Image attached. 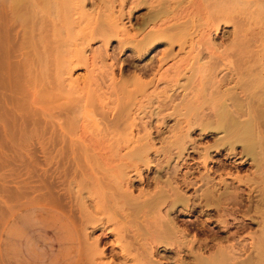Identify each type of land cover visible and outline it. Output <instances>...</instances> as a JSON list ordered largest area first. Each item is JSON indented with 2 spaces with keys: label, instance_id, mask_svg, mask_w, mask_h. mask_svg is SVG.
<instances>
[{
  "label": "rangeland",
  "instance_id": "374dc122",
  "mask_svg": "<svg viewBox=\"0 0 264 264\" xmlns=\"http://www.w3.org/2000/svg\"><path fill=\"white\" fill-rule=\"evenodd\" d=\"M21 1L22 0H0V264H56L52 261V256L59 248L56 239L58 236L62 235L63 232L61 231V229H56L57 226H54L55 224H53L52 222L53 217L50 210H53L54 208H57L60 212L67 214L76 224L80 232L81 255L79 264H136V260L132 259V255L123 248H125V244H135V239L136 244L141 243L140 241L144 239V236L140 235L142 233V227L138 223L129 224L130 227L132 226L131 232H129V225L127 226V223L123 220V217L120 215V213L116 212V208L109 209L108 207L106 208L105 205H102V201L104 200L102 199L101 201V196L103 195V192H105L103 183L106 185H108V182L111 183V178L114 180L112 174H114L115 172L117 173V170H119L118 174H114V176H119V174L124 171L123 169H125V171L128 172L127 174H130L131 177H137V173H134L137 171L142 172L140 175H142L143 177L146 176V173L147 175L149 174V179H151L150 177L153 178L155 175L157 176V174L154 172L155 168L153 169V171H149V167L154 164L153 162L150 163L149 167H147L145 162L143 164L138 163L141 159L139 160L137 159V157L133 158L134 162L138 161L136 163L137 165L132 161V163L136 165L134 169V166L132 167L129 162L130 158L132 159V157L129 156V159L128 157H126V159L125 157H123L125 155L127 156V153L129 152V150L125 148L126 146L123 145V143L126 142L125 144H127V141H129V139L133 140L134 142L135 140L138 141V138L140 136L141 137L139 139H146L148 136L147 132L149 131L148 133H150L151 131L152 135L150 136L152 137L150 140H152L153 149H149L148 153L149 155L150 153L152 155V153L154 154V151L159 150L157 153L155 152V155L162 156V152L168 149V139L171 138L173 140L175 136L174 134L177 131L176 123L178 122L175 120H177V118H180L177 104L179 105V108L182 107L180 105L183 104V101H185L186 99L188 100V98L190 100V96H193L195 92L198 93V95L200 92L201 95L202 90L205 89L204 91L206 93L203 92V99L206 98L208 100L205 102V105L204 103L203 105L209 107L213 106L214 104L216 105L217 103H214L215 101L211 102V98H213L214 100V98L221 96V94L225 93V91L231 89L232 92L234 91L235 97L237 99H239L240 97L245 98L244 93H242V91H239V89L242 87L241 85L245 87V93H248V91L246 90L251 91L252 88V94H259L258 92L261 89L260 86L262 85L264 87V0H207V4L206 0H203L204 3L202 0H178V2H175L176 0H163L164 3L165 1H167V3L170 2L169 6L167 3H165V5L167 4L165 6L167 7L165 8L166 10L164 9L166 11V14H162L165 11L161 10L158 7L159 2H157V0H138V2L137 0H101V2L100 0H84L83 7L80 8V10L83 11L82 13L79 11V7H76L75 5L74 7L71 6L70 1L68 3L69 6H66V3L68 2L67 1L65 3L66 0H56L58 6L55 5V0H51V3H49L48 5L45 4L47 1L50 2V0H40V2L42 3H40L38 0H23L24 2L29 1L30 4L29 2L25 4L23 1ZM37 2H39V4H37ZM160 2L162 3V0ZM34 3L39 6L41 4V7H43L44 9L46 8V12L40 9L43 12H41V14L45 16V18L43 17L41 19L40 24L42 28L40 29V32L38 26L39 16H37L36 14L37 9H34L35 12L32 11V5L33 7L36 6L34 5ZM155 3L157 4L155 5ZM21 4L23 6H21ZM50 4H53L52 7L49 6ZM233 4L235 5L234 8ZM54 5L59 7V10ZM154 5L155 9L161 10L159 12H161L160 15H162L157 19L159 22H156V24L161 23L160 21L165 22L166 19L167 21L172 22L173 16L174 18H176L177 16H183L184 18L185 16L183 21L189 22L188 25L185 22V25H187L185 26V28L188 27V29H185L183 25V28L187 33H185L182 28L181 35L185 39L187 37L188 38L187 40L182 37L181 39L180 36L178 38L180 29L177 28V32L179 31V34L175 30V35H177L178 39L176 40L175 38L173 40L174 43L172 44V47L169 43V40H171V38L165 37L164 39V37H158L159 40L158 38H156L151 41L154 43H150V45L149 43H147L149 46L147 50L143 49L139 52L138 50L133 48L136 46L135 42L142 40L146 32L148 33V31L150 32V30L154 29L153 22L156 20L148 22L152 13L156 11L154 9L151 10L150 8V6ZM25 6L26 8L23 9ZM241 9L244 11H242ZM27 10L29 13L27 12ZM77 10L79 12H77ZM113 11L114 13H112ZM44 12L47 15H45ZM53 12L58 13L59 15H55V13ZM67 13L69 14V17L66 15ZM149 13H151L150 16ZM38 14L40 13L38 12ZM64 14L67 18L63 17ZM79 15L80 17L82 16L81 19L79 18ZM59 16L63 18L61 19ZM87 18L89 20H87ZM169 18H171V20H168ZM75 19H77V22ZM78 19H80V21ZM78 21L82 23V27L85 25L84 28H87L85 31L81 28L80 25H77V27H75V23L79 24ZM146 21L148 22V25L144 26ZM193 21L195 22L193 23ZM73 22V31L76 30L75 28L79 27L78 29L81 28L82 31H84L83 33H85L86 35L84 37V42L82 41L83 36L81 37V39L79 38L82 41L81 42L79 40L81 44L77 43V35L76 40L71 35H69L72 31L69 25ZM35 23H37L38 25H35ZM167 23L170 22H166V24ZM57 24L60 27L57 26ZM86 25L88 27H86ZM53 26L55 28H53ZM58 27L61 29L62 34L59 39L60 43L58 41L59 45L57 43L58 47H56V42L54 41H57V38L54 36L56 34L53 35V33ZM35 28L39 33L37 32V30L35 34L33 33L35 32ZM204 29H206V31H204ZM52 30L53 32H51ZM41 31L43 32V34H41ZM77 31L78 30H76V32ZM126 32L130 34L129 37L127 36L128 34ZM36 34L39 35L36 36ZM71 34H73V32ZM204 34H207V37H205ZM40 38L43 42L45 41L46 43L51 45L52 48L50 47V49L53 50V48H57L59 51L63 50L62 52L64 53V61H67L66 64H68L67 66L65 63L63 64L65 70H62L64 71L61 70L58 74L55 72V70L50 69V71L46 73V75L40 77L42 74L40 73V71H37V69L40 70V67H37V65H39L37 64V49L38 47H40V50L42 51L43 48L41 45L45 44V47L47 46L45 42L43 44H40ZM73 39L75 41V44L72 45ZM129 39L134 41V43L132 42L131 44L129 42L128 44H125L127 43V41H130ZM205 39H207L208 41ZM206 43L209 44V46H207ZM68 44L70 48L68 47ZM211 44L213 45V47L211 46ZM191 45L194 47L192 48L194 50H191ZM67 48H69L68 51L72 49V54H69L70 52L68 53ZM75 49L76 51H78L76 52ZM167 54L168 57L165 56ZM160 59H163V61L161 60L162 62H160ZM68 60H71L70 63L72 62L73 64H70ZM74 64L76 65L74 66ZM152 64L153 67L156 68H152L151 70L149 67L152 66ZM153 71H155L156 73ZM241 71L242 75L241 73H237ZM176 72H180L178 73L179 77L178 75H176ZM248 72H251V74ZM148 73L151 74L149 75ZM234 73L236 74V76ZM228 74L230 77L228 76ZM38 76L41 78V81H39L40 78ZM225 76L227 78L229 77L228 79L226 78V81ZM43 77L45 78L42 80ZM59 77L62 79H60ZM159 78L161 81L159 80ZM234 78L239 82L237 83V85L241 83L239 89L238 87H235L236 81H234ZM260 78H263V80H261ZM141 79L142 81H140ZM218 79H222L220 80L222 82V86L221 83L219 84ZM223 79L225 82L223 81ZM229 79L234 80H230V82ZM243 80L246 81L243 82ZM55 81L59 88H57V86H54L56 85ZM133 81H137L138 84L135 83V85H133ZM257 81H259L258 84L256 83ZM253 82L256 83V86L260 85V88L256 87ZM244 83H248V86H250L251 88L247 87V85L245 86ZM217 84H219V86ZM223 84L228 85L224 86ZM230 84L232 88L226 90L225 88L231 87ZM56 88L60 89L56 90L58 93L60 91H63L60 93L64 94L67 97L66 103L67 106H69L70 111L68 110L69 108L67 109L69 112L63 111L66 114L64 113V115H60L61 117L59 118H62L60 119L61 121L59 120V118L54 120H58L57 123L66 126L65 128H69L71 131L65 129L66 131L70 132H67L69 133L67 134V137L70 136L68 139H74L73 142L77 143L75 144L76 152L74 151L73 153H71L69 151V155L67 154L68 159L66 157V159L64 160L65 165L62 164L64 167L62 166V169L59 168L57 170L54 169L52 163H49L50 161H53L50 156L48 157L43 153L38 154V152H36L38 154L37 155L34 150H32V147L34 145H40L41 142V144H46L47 141H51V138H49V136H51L50 132L44 131L45 133L43 132L42 135L45 134V137H43L41 133L39 134V131H42L44 124L42 123L43 126L41 125L37 128L39 124L37 123V125L34 120L37 118L42 119L43 117H45V113H48V111L50 113L51 108L49 105L51 104L52 100L50 99L49 103L48 98H51L52 95L50 94L56 95L55 93L57 92H55V90L53 91V89ZM223 89H225L224 92L222 91ZM256 89H259L258 92L256 91ZM220 90L221 93H219ZM237 91H239V95L237 94ZM263 91L264 90L262 89V94L260 93L259 95L264 96ZM47 93H50V97ZM210 93L212 94V96L210 95ZM215 93H219V95L216 96ZM205 94L207 97L205 96ZM207 94H209V98L211 100L208 98ZM44 95L48 100L45 99ZM169 96H171V99L169 98ZM63 99H65L66 101V98ZM76 99L78 100L76 101ZM194 99L192 100V104L195 103ZM187 100L185 101V103L187 102ZM198 100H196V102H199L198 105H201V99L199 101ZM243 100L244 102L242 101V99H239L237 103H245V99ZM65 101L63 104H65ZM230 102L232 103V101ZM211 103L214 104L212 105ZM69 104L71 105V107ZM78 104L80 106L82 104L84 108L87 107V111L90 112L89 116H94L93 118L96 120V125L98 124V127L101 125L98 128L99 131L97 132V134H95L96 132H94L91 127H84L85 123L82 120V115L76 111L78 107H80L77 106ZM166 104L167 106L169 105V107H167ZM245 104L248 105V103ZM175 106H177V108ZM47 108H49L48 111ZM98 112L100 114L102 113V116ZM105 112L107 113L106 115ZM106 118H108L107 121ZM112 118L114 119V122L112 121ZM109 120H111V122H108ZM115 121H117L118 124L116 123L114 125ZM109 123L112 124L110 126L105 125ZM102 126L104 127L103 129H101ZM105 126L109 129V131H107L108 129ZM153 126H159L161 130L163 129L160 133V136H158L159 134L153 133ZM45 127L46 126H44V128ZM109 127L112 128L111 132L113 130L114 136L108 134L110 132ZM81 128L83 129L81 130ZM263 128L264 127L262 126L261 129L264 130ZM46 129L48 128H45L44 130ZM104 129H106L107 132ZM216 135L215 137L212 136L202 138L200 137L199 130L197 129L195 130V132L191 133L190 139L193 138L195 142L198 143V146L202 147L206 145H212L214 141L217 140V137H221L222 134L220 135L219 133L220 136H218L217 133ZM150 136L148 137L150 138ZM67 137L65 140H67ZM111 137L115 138L110 139ZM122 140L124 141L123 143ZM131 140L129 141V143L131 142ZM68 141L65 142H68L70 144L71 140ZM114 141L115 143L119 142L117 143L119 146L117 145L115 147L116 144L114 143ZM112 144L114 147L112 146ZM121 145L125 147L123 148V146ZM120 146L121 148H118ZM129 146H131V144H129ZM133 146H135L134 143L132 147ZM102 148L104 150H102ZM164 148L167 149L164 150ZM237 149H240V147H238ZM171 150L176 152L174 149ZM188 150L190 151L191 148H189ZM215 151V149H212L211 152L214 154ZM151 155L150 157H152ZM223 155H225L224 152ZM161 156H159V158L163 157ZM261 157H263L262 160L264 161V154H261ZM194 158V160L197 159L196 157ZM243 159H247V161H245V163L243 164L244 166L240 167L239 171H237L242 179V184L240 183V187L243 186V190L245 189L242 196V201L246 202H241L245 205L248 203L247 198L250 197V199H252L253 197L252 200L249 199L248 201H256L254 203H251H253L255 208L257 209H252L254 208V206L251 205L250 212L248 211L247 213H245L243 211L244 207L240 210V212H236V207L238 208V206L236 203H234V201L236 202V200L234 199L235 197L233 198V196V202L229 204V202H231L229 200V202H226L228 203V205L225 204L224 206L229 207V205H232L230 206V209L232 210L231 207L235 205L233 207L234 210H232L234 211V215L230 216L231 222L235 223L236 221H238L237 219H246L249 215L254 217L253 220L256 224L252 225L250 228L248 227L239 232H236L234 235H232V233H230V235L224 234V237L223 234H220V236L218 235V233L216 234V232H214L217 229L215 223L216 216L214 217V215H204L202 217L203 219L205 217V220H207L205 221L206 227L202 228V233L201 230L198 229L200 227V218L197 219V216L195 215H192L190 217L187 216V214L180 217V219H184L185 221H187V223L191 222L192 226H194L196 223L195 229L193 227V232L191 230V235L194 234L195 236L197 235V238L199 239L206 238L208 241L211 240L213 243L215 242V247L203 252L205 258L214 255L217 252L216 250L218 246L222 245L224 251L229 253L230 257H232L231 259H227L226 264H243V262L244 264H256V262L258 261L257 257L263 252L264 249V165L260 167L261 170L258 169L256 172V168L252 166L251 163H249L251 159L246 156L243 157ZM238 160H240V158ZM263 161L262 163H264ZM174 162L175 161H173V163ZM173 163H170V167L176 166L172 165ZM126 164H129L130 166ZM162 165L166 164L163 163ZM81 172L83 174H81ZM232 172H234L233 174H237L234 170ZM258 173L259 175H257ZM255 175H257L258 178ZM96 177L98 178L97 181ZM136 177L134 178L136 179ZM92 178L95 179L93 180ZM134 178H132L133 181L135 180ZM217 178L218 175L216 179ZM108 179H110V181ZM137 179L139 178L137 177ZM99 180H101L102 182H99ZM87 183L89 188L87 186ZM100 184H102L101 186L104 187H102L103 190L101 189V186L99 187L102 191H100V189L98 188ZM84 186H86V188ZM249 186L251 187L249 188ZM141 188L147 190L149 187L145 188L144 184L136 183L132 187V189L134 190V194L137 195ZM150 188L147 191H151L152 189L150 190ZM248 189L250 191H248ZM230 190L231 192L233 191V189ZM98 191H100V193L102 192L100 197L98 196ZM243 197L245 198L243 199ZM238 200H241V198ZM105 204L109 205V203ZM25 205H35L33 206L35 209L38 205L44 206L45 208H38L34 211L23 210V212L20 213V216L14 218V215L18 213ZM247 205H245V208ZM211 216L212 218H210ZM234 216L236 217V219ZM231 217L234 218L232 219ZM120 222L122 225H120ZM123 223L125 224L123 225ZM133 225L137 226L135 227ZM119 226H123V229L127 228L126 232H124L125 229H118L119 234L124 232L121 234L124 238H122L121 235L118 236L117 232L115 233L116 228H118ZM127 231L129 232V234H134L133 236L135 238L132 235L129 236L127 234ZM131 236L133 238H131ZM125 237H127V239ZM129 237L131 239H129ZM118 238H121V243L119 242ZM122 239L123 241L129 239V242L126 241L127 243L124 242L123 245H121L123 242ZM52 242H54V245H52ZM254 242H258V244H256L258 246L257 248L263 247L261 251L260 249L254 247ZM251 243L254 244L252 245ZM62 251L63 248L61 247L59 252L62 253ZM138 251L141 253L139 254L138 252V254L140 255H138L140 257L138 259H143L142 261L138 260L140 261L138 263L143 262L145 264V260L142 257V252L144 253V255L145 252L142 250ZM232 251L234 252V254H232ZM168 260L169 263L173 264V260ZM162 261H164V263L166 262L165 260ZM187 261L190 262V260L188 259ZM257 263L261 264L259 262Z\"/></svg>",
  "mask_w": 264,
  "mask_h": 264
},
{
  "label": "bare ground",
  "instance_id": "6f19581e",
  "mask_svg": "<svg viewBox=\"0 0 264 264\" xmlns=\"http://www.w3.org/2000/svg\"><path fill=\"white\" fill-rule=\"evenodd\" d=\"M23 1V0H22ZM21 1V2H22ZM30 1V0H29ZM27 1V2H29ZM37 1V0H36ZM40 2V0H38ZM42 1H45V0H42ZM68 1V2H67ZM70 1V5L74 7V5L76 7H79V11L82 13L83 11L80 10V8L83 7V2L84 0H66L65 3H66V6L68 5ZM72 1V2H71ZM107 1V0H106ZM130 1V0H129ZM161 1V0H160ZM157 0L158 3V7L161 9V10H164L165 7L167 4L169 6L170 2L167 3V1H165V3H167L165 5L164 1L162 0V3ZM170 1V0H169ZM203 1V0H202ZM207 1V0H206ZM209 1V0H208ZM208 1L206 2V4L208 3ZM24 2V1H23ZM27 2H24L25 4H27ZM39 2H37V4H39ZM48 2V1H47ZM45 5H48L49 3H51V0L50 2H48ZM58 2V1H57ZM64 2V1H63ZM101 2V0H100ZM138 2V0H137ZM152 2V1H151ZM175 2H178V0H176ZM238 2V1H237ZM251 2V1H250ZM42 3V2H40ZM54 3V2H53ZM112 3V2H111ZM131 3V2H130ZM153 3V2H152ZM202 3V2H201ZM204 3V1H203ZM232 3V2H231ZM243 3V2H242ZM252 3V2H251ZM23 4V3H22ZM21 4V6H23ZM30 4V2H29ZM36 3H34V6L32 5V8H33V12H35V10L37 11L36 14L37 16H39L38 18V24L35 23V25H38L39 26V32H40V29L42 28L41 27V19L45 16H43L41 14V10H44L45 9L43 7H41V4L40 6L37 5ZM108 4V3H107ZM122 4V3H121ZM136 4V3H135ZM140 4V3H139ZM157 3H155L156 5ZM180 4V3H179ZM193 4V3H192ZM191 4V5H192ZM235 4V3H234ZM233 4V8H234V5ZM241 4V3H240ZM246 4V3H245ZM53 5V4H52ZM52 5L50 4L49 6L52 7ZM55 5L58 6V4L56 3V0H55ZM54 5V6H55ZM153 5V4H151ZM155 5L154 6H150L151 10H156L152 13V15L150 16L151 13H149V21L148 22H153L154 24V29L153 30H150V32L148 31V33L146 32V34L144 35V38L140 41H137L135 42L136 46L133 47L135 48L136 50H138L139 52L143 49L147 50V48H149L148 44L150 45V43H154V42H151L153 39H156V38H160V37H167V38H171V40H169L170 42V46L172 47V44L174 43V39L176 38V40L179 38L182 37L184 38L181 34H182V30L187 33L185 31V29L188 27L185 28V26L188 25L189 22L187 21H183L184 18L183 16L180 17V16H177L176 18H174L173 16V21H160L161 23H157L156 22H159L157 19L162 16L160 15L161 10H157L155 9ZM163 5V6H161ZM199 5V4H198ZM226 5V4H225ZM242 5V4H241ZM20 6V4H19ZM55 6V7H57ZM69 6V5H68ZM132 6V5H131ZM156 6V8H157ZM161 6V7H160ZM204 6V4H203ZM41 7V8H40ZM124 7V5H123ZM136 7V6H135ZM154 7V8H153ZM163 7V8H162ZM231 7H232V4H231ZM26 6L23 8L25 9ZM43 8V9H42ZM107 8V7H106ZM127 8V7H126ZM134 8V7H133ZM237 8V7H236ZM20 9V8H19ZM35 9V10H34ZM41 9V10H40ZM54 9V8H53ZM57 9L59 10V7H57ZM123 9V8H121ZM21 10V9H20ZM40 10V11H39ZM110 10V9H109ZM166 10V9H165ZM164 10V11H165ZM168 10V9H167ZM238 10V9H237ZM242 10V9H241ZM31 11V12H32ZM56 11V10H55ZM76 11V10H75ZM77 10V12H79ZM106 11V9H105ZM163 11V12H164ZM176 11V10H175ZM230 11V10H229ZM240 11V10H239ZM244 11V10H242ZM241 11V12H242ZM246 11V10H245ZM28 12V10H27ZM38 12L41 14H38ZM46 12V11H45ZM44 12L45 15H47L46 13ZM152 12V11H151ZM169 12V11H168ZM167 12V13H168ZM240 12V13H241ZM29 13V12H28ZM43 13V12H42ZM55 13V12H53ZM60 13V11H59ZM80 13V14H81ZM114 13V11L112 12ZM182 13V12H180ZM246 13V12H244ZM243 13V14H244ZM35 14V13H34ZM33 14V15H34ZM120 14V13H119ZM154 14V15H153ZM162 14H166V11ZM176 14V13H175ZM184 14V13H183ZM55 15H59L58 13H55ZM63 15V14H61ZM67 16L69 15L68 13L66 14ZM245 15V14H244ZM36 16V17H37ZM41 16V17H40ZM115 16V15H114ZM148 16V15H147ZM148 16V17H149ZM60 17V16H59ZM65 17V14L64 16ZM62 17V18H63ZM69 17V16H68ZM121 17V16H120ZM61 18V17H60ZM61 18V19H62ZM67 18V17H65ZM79 18L81 19L82 16L80 17L79 15ZM109 18V17H108ZM117 18V17H116ZM162 18V17H161ZM183 18V19H182ZM195 18V17H194ZM28 19V18H27ZM57 19V18H55ZM80 19H78L80 21ZM96 19V18H95ZM145 19V18H144ZM197 19V18H196ZM37 20V19H36ZM49 20V19H48ZM76 22H77V19H75ZM84 20V19H83ZM87 20H89L87 18ZM111 20V19H110ZM148 20V19H147ZM161 20V19H160ZM168 20H171V18H169ZM189 20V19H188ZM194 20V19H193ZM71 21V20H70ZM78 21L79 24H76L75 23V27H77V25L81 26L82 29H84V31L87 29V28H84V26L82 27V23H80ZM86 21V20H85ZM95 21V20H94ZM115 21V20H114ZM113 21V22H114ZM27 22V21H26ZM35 22V21H34ZM111 22V21H110ZM147 22V21H146ZM145 22V25H148V22L146 24ZM166 22H170V23H167ZM185 22L187 23V25H185ZM195 21H193L194 23ZM197 22V21H196ZM54 23V22H53ZM191 23V22H190ZM44 24V23H43ZM90 24V23H89ZM114 24V23H113ZM56 25V24H55ZM67 25V24H66ZM183 25H184V28H183ZM197 25V24H196ZM38 26H37V29H38ZM57 26H59L57 24ZM64 26V24H63ZM71 27V29L73 28L74 26V22L72 24L69 25ZM69 26H68V29H69ZM120 26V25H119ZM143 26V25H142ZM200 26V25H198ZM60 27V26H59ZM56 28L55 29V32L53 33L56 34L54 35L56 38H57V41H54L56 42V47H58L60 41V37H61V34H62V31L60 28ZM67 27V26H65ZM74 27V28H75ZM86 27H88L86 25ZM90 27V26H89ZM118 27V26H117ZM150 27V26H149ZM43 28H46V27H43ZM53 28H55L53 26ZM79 28V27H78ZM78 28H75L76 30H78L76 32L73 31L74 29H72L71 33L73 32V34H69L71 35L75 40L77 39V43L81 44V42L85 41L84 40V37L86 36L85 33H83L84 31H82V29H78ZM95 28V27H94ZM127 28V27H126ZM142 28V27H141ZM173 28H176V29H173ZM180 29V34H179V31L177 32L178 29ZM183 28V29H182ZM35 28V32H33L34 34L36 33V30ZM65 29V28H64ZM89 29V28H88ZM108 29V28H107ZM156 29V30H155ZM182 29V30H181ZM193 29V28H191ZM92 30H93V27H92ZM142 30V29H141ZM179 34L178 35V38H177V35L176 32ZM59 31V32H58ZM125 31H128V30H125ZM174 31V32H173ZM188 31V30H187ZM204 31H206V29H204ZM203 31V33H204ZM38 32V30H37ZM38 32V33H39ZM42 32V31H41ZM53 32V30L51 31ZM65 32V31H64ZM75 32V33H74ZM79 32V34H78ZM92 32V31H91ZM173 32V33H172ZM127 33V32H126ZM131 33V32H130ZM174 37H173V35ZM33 34V36H34ZM43 34V32L41 33ZM40 34V35H41ZM64 34V33H63ZM82 34V35H81ZM128 37H129V33H127ZM202 34V33H201ZM208 34V33H207ZM207 34H204L205 37H207L206 35ZM39 34H36V36H38ZM74 35V36H73ZM76 35H77V38H76ZM172 35V36H171ZM184 35V34H183ZM187 35V34H186ZM64 36V35H63ZM68 36V35H67ZM66 36V37H67ZM83 36L82 38V41L80 40L81 37ZM101 36V34H100ZM107 36V35H106ZM112 36V35H111ZM124 36V35H123ZM188 36V35H187ZM69 37V36H68ZM103 37V36H102ZM126 37V36H125ZM127 37V38H128ZM131 37V36H130ZM204 37V36H203ZM63 38V37H62ZM80 38V39H79ZM121 38V37H120ZM126 38V39H127ZM158 38V40H159ZM166 38V39H167ZM181 38V39H182ZM188 38V37H187ZM187 38L185 40H187ZM38 39V38H36ZM35 39V40H36ZM74 39L72 40V45L75 44V41ZM41 40V41H40ZM40 44H43L44 42L42 41V39L40 38ZM44 40V39H43ZM47 40V39H46ZM81 42H80V41ZM130 41H127V43L125 44H128L129 42L132 44V42L134 43V41H132L131 39H129ZM207 40V39H205ZM210 40V39H209ZM32 41V40H31ZM37 41V40H36ZM35 41V42H36ZM59 41V43H58ZM79 41V42H78ZM182 41V40H181ZM208 41V40H207ZM53 42V43H54ZM123 42V41H122ZM177 42V41H176ZM180 42V41H178ZM38 43V42H37ZM46 43V42H45ZM58 43V45H57ZM168 43V44H169ZM183 43V42H182ZM209 43V42H208ZM47 46L45 47V44L41 45L42 46V51L40 50V47H38V57H37V67L39 66L40 67V70L37 69V71L42 74H40L42 77L43 75H46V73H48L50 71V69L52 70H55L56 73H60V71L62 69L65 70V68L63 67L64 63L66 64L67 61H64V53L62 52L63 50H58L57 48H53L50 49L51 45H49L48 43H46ZM77 44V45H78ZM167 44V45H168ZM192 44V43H191ZM231 44V43H230ZM49 45V46H48ZM121 45V44H120ZM123 45V43H122ZM130 45V44H129ZM166 45V46H167ZM194 45V44H192ZM191 45V50H194L192 48H194L193 46ZM207 46H209V44L206 43ZM205 45V46H206ZM54 46V47H55ZM67 46V44H66ZM80 46V45H79ZM183 46V45H182ZM195 46V45H194ZM211 46L213 47V45L211 44ZM215 46V45H214ZM231 46V45H230ZM45 47V49H44ZM68 47H69V44H68ZM125 47V46H124ZM151 47V46H150ZM227 47V46H226ZM35 48V47H34ZM52 48V47H51ZM60 48V47H59ZM70 48V47H69ZM67 48V51L68 49ZM210 49V48H209ZM212 49V48H211ZM233 49V48H232ZM52 50V51H51ZM56 50V51H54ZM230 50V49H229ZM40 51V52H39ZM65 51V50H64ZM76 51V49H75ZM78 51V50H77ZM76 51V52H77ZM206 51V50H205ZM209 51V50H208ZM228 51V50H227ZM70 52V53H69ZM164 52V51H163ZM42 53V54H41ZM54 53V54H53ZM56 53V54H55ZM67 53V52H66ZM69 54H72V49H70L68 51ZM167 53V52H166ZM231 53V51H230ZM229 53V54H230ZM40 54V56H39ZM172 54V53H171ZM174 54V53H173ZM75 55V54H74ZM73 56V55H72ZM168 57V54L165 55ZM227 56V55H226ZM239 56V55H238ZM71 57V56H69ZM212 57V56H211ZM73 58V57H72ZM232 58V57H231ZM34 60V59H33ZM163 59H160L159 61L162 62ZM222 60V59H221ZM71 61V60H70ZM70 61L68 60V62L70 63ZM231 61V60H230ZM241 61V60H240ZM214 62V61H213ZM216 62V61H215ZM229 62V61H228ZM255 62V61H254ZM77 63V62H76ZM129 63V62H128ZM70 64H73L72 62ZM215 64V63H214ZM232 64V63H231ZM68 64H66L67 66ZM76 64H74L75 66ZM161 65V64H160ZM205 65V64H204ZM218 65V64H217ZM237 65V64H236ZM235 65V66H236ZM241 65V64H240ZM233 66V67H235ZM38 67V68H39ZM135 67V66H134ZM138 67V66H137ZM148 67V66H146ZM203 67V66H202ZM225 67V66H224ZM251 67V66H250ZM68 68V67H67ZM151 70L153 67V64L152 66L149 67ZM148 68V69H149ZM156 68V67H155ZM154 68V69H155ZM158 68V67H157ZM179 68V67H178ZM34 69V68H33ZM149 69V70H150ZM216 69V68H215ZM239 69V68H237ZM248 69V68H247ZM246 69V70H247ZM62 70V71H64ZM139 70V69H138ZM148 70V71H149ZM231 70V69H230ZM241 70V69H240ZM35 71V70H34ZM36 71V72H37ZM146 71V70H145ZM165 71V70H163ZM176 71V70H175ZM236 71V70H235ZM245 71V70H244ZM54 72V71H53ZM54 72V73H55ZM155 72V71H153ZM152 72V73H153ZM158 72V71H157ZM219 72V71H218ZM55 73V74H56ZM67 73V72H66ZM156 73V72H155ZM154 73V74H155ZM177 73V72H176ZM180 73V72H178ZM176 74L178 75L179 77V74ZM236 73V72H235ZM234 73V74H235ZM237 73H241L242 75V71L241 72H237ZM244 73V72H243ZM251 74V72H248ZM260 73V72H259ZM39 74V73H38ZM51 74V73H50ZM65 74V73H64ZM63 74V75H64ZM144 74V73H143ZM149 74V73H148ZM151 74V73H150ZM149 74V75H150ZM162 74V73H161ZM166 74V73H165ZM171 74V73H170ZM169 74V75H170ZM264 74V73H263ZM122 75V74H121ZM137 75V74H136ZM220 75V74H218ZM232 75V74H230ZM247 75V74H246ZM154 76V75H153ZM227 76V75H226ZM225 76V81L230 77L229 74H228V78ZM236 76V74H235ZM36 77V75H35ZM39 77V76H38ZM39 77V78H40ZM47 77V76H46ZM130 77V76H129ZM140 77V76H139ZM151 77V76H150ZM162 77V76H161ZM164 77V76H163ZM176 77V76H175ZM222 77V76H221ZM246 77V76H245ZM257 77V76H256ZM45 77L42 78V80L44 79ZM56 78V77H55ZM54 78V79H55ZM60 78V77H59ZM134 78V76H133ZM138 78V76H137ZM142 78V77H141ZM152 78V77H151ZM156 78V76H155ZM158 78V77H157ZM215 78V77H214ZM223 78V77H222ZM227 78V79H226ZM232 78V77H231ZM237 78V77H235ZM234 78V79H235ZM250 78H253V77H250ZM57 79V78H56ZM62 79V78H60ZM131 79V78H130ZM140 79V78H139ZM212 79V78H211ZM234 79H229L230 80H234ZM255 79V78H254ZM258 79V78H257ZM261 79V78H260ZM259 79V80H260ZM64 80V79H63ZM62 80V81H63ZM151 80V79H150ZM160 80V78H159ZM164 80V79H162ZM219 80V79H218ZM222 80V79H220ZM219 80V84L221 83V86H222V82ZM263 80V78L261 79ZM41 81V78L40 80ZM131 81V80H130ZM142 81V79L140 80ZM146 81V80H145ZM148 81V80H147ZM153 81V80H152ZM151 81V82H152ZM161 81V80H160ZM169 81V80H168ZM173 81V80H172ZM175 81V79H174ZM173 81V82H174ZM224 81V79H223ZM224 81V82H225ZM228 81V82H229ZM236 81L235 82V87H238V89L240 88V84L237 85V83H239L236 79L234 80ZM246 81V80H243V82ZM250 81V80H249ZM256 81V80H255ZM264 81V80H263ZM37 82V81H36ZM126 82V81H125ZM150 82V81H149ZM154 82V81H153ZM159 82V81H158ZM216 82V81H215ZM231 82V81H230ZM252 82V81H251ZM56 83V81H55ZM133 85H135L136 82H132ZM143 83V82H142ZM146 83V82H145ZM178 83V82H177ZM217 83V82H216ZM250 83V82H249ZM254 83V82H253ZM257 84L259 83V81L256 82ZM256 83L255 86H256ZM263 83V82H261ZM59 84V83H58ZM126 84V83H125ZM130 84V83H129ZM138 84V83H137ZM214 84V83H213ZM219 84H217L219 86ZM243 84V83H242ZM245 84V83H244ZM253 84V85H254ZM142 85V84H141ZM176 85V84H175ZM224 86L225 85H228V84H223ZM247 85V87H250L248 86V83L245 84V86ZM252 85V84H250ZM264 85V83H263ZM53 86V85H51ZM55 87L57 86V83L56 85H54ZM131 86V85H130ZM217 86V87H218ZM231 86V84H230ZM242 87L239 89V91H242V93H244V97L245 98H242V97H238L239 99H242V101L244 102L243 99H245V103H248L245 104L243 102H239L237 103V101L239 99H237L235 97V94H234V91L232 92L231 87H227L225 88L226 90L227 89H231V90H228V91H225V93L221 94V96H218L216 98H209V94L208 95V98L211 100V102H214L216 103V105L214 106L212 103V105L214 106H204L205 105V102L208 100V99H203L204 98V94L203 92H205L204 90H202V94L200 95V92H199V95L198 93L195 92V94L193 96H190V100L188 98L187 102L185 103V101H183V104H181L179 108V105L177 104L178 106V109H179V119L177 118V121L178 123H176L177 125V134L175 132V136H174V139L172 140L171 138L168 139L169 142H168V149L167 148H164L167 149L166 151L162 152L163 153V157L161 155L162 158H159V156L155 155L158 151H154V154L150 153V155L152 157H150L149 155V149H153V143H152V140L150 135L151 134V131L150 133H148V129H147V135L150 136V138L147 136V138H141L139 139L138 138V141L135 140V142L131 139H129V141L131 140V142L129 143V141H127V144L123 143L124 141L122 140V143L123 145V148L125 147L126 149L129 150L128 153H131V154H128L127 153V156H123L125 157H128V159L130 157H132V159L130 158L129 162L130 164L132 165V167L135 169L136 167V163L138 162H134L133 161V158L134 157H137V159H141L140 162L138 163H144L147 165V167L150 166V163H154L153 165H151L149 167V171H153V169L155 168L154 172L157 174V176L155 175L153 178L150 177L151 179L148 178V175L146 173V176L143 177L142 175H140L142 172H134V173H137V177L139 179H137L136 176H133L131 177L130 174L128 175L125 171V169H123L125 171L120 173L119 176H114V174H118L119 170H117V173L115 172L114 174H112V176L114 177V180L111 178V183H109L108 181V185L104 184V187H105V192H103V195L101 196V201L102 199L104 201L103 202V206L105 205V207L107 208H116V212L120 213V215L123 217V220L127 223V226L129 224H135V223H138L142 228V233L140 234L141 236L143 235L144 239L142 241H140L141 243H138L136 244V239H135V244L134 243H129V244H125V248L123 249H126L127 252L129 254L132 255V259L136 260L135 263L137 264L138 262L142 261L138 258H140L139 254H141L138 250H142L145 252V255L144 253L142 252V257L144 258L145 260V264H171L169 263V260L168 259H171L173 260V264H226L227 262V259H231L232 257H230L229 253L225 252L224 251V248L221 246H218L217 248V252L214 254V255H211V257H207L205 258L203 252L204 251H207L209 250L210 248H213L215 247V242L213 243L211 240H207L206 238H203V239H199L197 238V235L195 236L194 234L191 235V230L193 232V227L195 229V225L192 226L191 225V222H188L185 221L184 219H180V217L182 215H185L187 214V216H192V215H195L197 216V219L200 218V227L198 228L199 230H201V233H202V228L206 227L205 225V217L204 219L202 218L204 215H214V217L216 216V226H217V229L216 231V234L218 233V235L220 234H228L230 235V233H232V235H234L236 232H239L243 229H246V228H250L252 225L256 224L255 221L253 220L254 217L252 216H249L248 215V218L246 219H237L238 221L234 222H231L230 221V216L231 215H234V210L233 207L232 210L230 209V206L232 205H229V207H225L224 205L228 203L226 202H229V200L231 202H229V204H231L233 201L232 199L234 198L236 200V202L234 201V203L237 204L238 208L236 207V212H240L241 209H243L244 207V212L247 213L248 211L250 212L251 211V205L254 206V202L256 201H251L253 203H251L250 201H248L250 199L247 198V205L246 208H245V205L244 203L242 204V202H246V201H242V196H243V193H244V190H243V186L240 187V183L242 182L241 180V177L239 176V174L237 173V171H239L240 167L244 166L243 164L245 163V161H247V159H243V157H249V159H251V161L249 163H251L252 166H254L256 168V172L258 169H260V167L262 165H264V163H262V158L261 157V154H264V130L261 129V127L263 126L264 127V96L263 95H259L260 93L262 94V89L264 90V87L261 85H259L261 87V91L259 89H256V91L258 92L259 90V94L258 95H255V94H252L251 91H252V88H251V91L250 90H246L248 91V93L244 92V89L245 87H243V85H241ZM259 86H256V87H259ZM45 87V86H44ZM54 87V88H55ZM112 87V86H110ZM121 87V85H120ZM132 87V86H131ZM254 87V86H252ZM259 87V88H260ZM263 87V88H262ZM57 88H59V86H57ZM53 89V91L55 90V92H57L56 90H60V89ZM127 88V87H126ZM144 88V86H143ZM219 88V87H218ZM112 89V88H110ZM128 89V88H127ZM223 89L222 91L224 92ZM234 89V88H233ZM237 89V90H238ZM117 90V88H116ZM136 90V89H135ZM140 90V89H138ZM143 90V89H142ZM141 90V91H142ZM212 90V89H211ZM215 90V89H214ZM213 90V91H214ZM217 91V90H216ZM215 91V92H216ZM239 91H237V94L239 95ZM250 91V93H249ZM255 91V92H256ZM60 92H63V91H60ZM55 93L56 95H53V94H50L52 95L51 98H48L49 99V103H50V99L52 100L51 101V104L49 105L50 106V113H49V108H47V111L48 113L46 112L45 114V117H43L42 119H35L34 122L38 125L37 128L39 126L42 125V123L44 124V126H46L45 128H48L46 130H44V126L42 128V131H39V134L46 131V132H50L51 136H49V138H51V141H47L46 144H41L40 145H34L32 148V150H34V152H38V154L40 153H43L45 154L46 156H50V158L53 160L52 162L50 160L49 163H52V165L54 166V169H59L61 168L65 163H64V160L68 159V152L70 151L71 153H73L74 151L76 152V145L77 144L76 142L74 143L73 140L74 139H68L69 137H67L70 132L69 131H66V130H70L69 128H65L66 126H63V125H60L59 123H57L58 120H54V119H58L59 117H61L60 115H64L65 112L63 111H67L69 112L70 111V108L69 106H67V97L64 95V94H61V93ZM115 92V91H114ZM128 92V91H127ZM139 92V91H138ZM236 92V90H235ZM264 92V91H263ZM54 93V92H52ZM65 93V91H64ZM74 93V92H73ZM80 93V92H79ZM189 93V92H188ZM206 93V92H205ZM213 93V92H212ZM221 93V90L220 92ZM216 94L217 95H219ZM254 93V92H253ZM48 94V93H47ZM48 94V95H49ZM89 94V93H88ZM128 94V93H127ZM156 94V93H155ZM214 94V93H213ZM49 95V97H50ZM188 95V94H187ZM210 95L212 96V94L210 93ZM45 96V95H44ZM65 96V97H64ZM172 96V95H171ZM171 96H169V98L171 99ZM177 96V95H176ZM180 96V95H179ZM178 96V97H179ZM182 96V95H181ZM186 96V95H185ZM189 96V95H188ZM200 96V97H199ZM206 96V94H205ZM86 97V96H85ZM89 97V96H88ZM114 97V96H113ZM128 97V96H126ZM157 97V95H156ZM192 97L193 99L195 98L196 100H198L199 98L201 99V102L202 103L201 105L196 102V100L194 99L195 103L192 104ZM207 97V96H206ZM63 98H66V101L65 99ZM81 98V97H80ZM45 99L48 100L45 96ZM87 99V98H86ZM113 99V98H112ZM117 99V98H116ZM165 99V97H164ZM168 99V100H170ZM174 99V98H173ZM179 99V98H178ZM192 99V100H191ZM199 99V100H200ZM78 99H76L77 101ZM83 100V99H82ZM96 100V99H95ZM115 100V99H114ZM167 100V101H168ZM198 100V101H199ZM61 101V102H60ZM63 101V102H62ZM65 101V104H63ZM173 101V100H172ZM190 103H189V102ZM232 101V103L230 102ZM88 102V101H87ZM116 102V101H115ZM158 102V101H156ZM177 102V101H176ZM182 102V101H181ZM180 102V103H181ZM210 102V101H208ZM230 102V103H229ZM81 103V102H80ZM83 103V102H82ZM170 103V102H169ZM204 103V105H203ZM75 104V103H73ZM103 104V103H102ZM164 104V103H163ZM210 104V105H211ZM47 105V104H46ZM70 105V104H69ZM84 105V104H83ZM247 105V106H246ZM77 106H80L79 104ZM76 106V107H77ZM85 106V105H84ZM167 106V104H166ZM177 106H175L177 108ZM66 107V108H65ZM71 107V105H70ZM100 107V106H99ZM169 107V105L167 106ZM69 108V109H68ZM74 108V106H73ZM107 108V107H105ZM160 108V106H159ZM173 108V107H172ZM69 111H68V110ZM162 109V108H161ZM166 109V107H165ZM46 110V109H45ZM76 110V109H75ZM168 110V109H167ZM174 110V109H173ZM74 111V110H73ZM79 114L82 115V120L83 122L85 123L84 127H91L93 129L94 132H96L95 134H97V132L99 131L98 128L101 126H97L96 125V120L93 118L94 116H92V113H91V116L90 117L89 115V111H87V107H83L82 104L80 107H78V109L76 110ZM99 111V110H97ZM105 111V110H103ZM107 111V109H106ZM169 111V110H168ZM178 111V110H177ZM72 112V111H71ZM102 112V111H101ZM99 113V112H98ZM66 114V113H65ZM96 114V113H95ZM100 114V113H99ZM98 114V115H99ZM107 113L105 112V115ZM112 114V113H111ZM117 114V112H116ZM94 115V114H93ZM102 116V113L100 114ZM104 115V114H103ZM104 115V116H105ZM170 115V114H169ZM175 115V114H174ZM178 115V114H177ZM66 116V115H65ZM76 116V115H75ZM114 116V115H113ZM116 116V115H115ZM119 116V115H118ZM77 117V116H76ZM170 117V116H169ZM80 118V117H79ZM93 118V120H92ZM104 118V117H103ZM62 119V118H59V120ZM108 118H106V121H107ZM119 119V118H117ZM95 120V121H94ZM104 120V119H103ZM38 121V122H37ZM61 121V120H60ZM63 121V120H62ZM69 121V119H68ZM112 121L114 122V119L112 118ZM120 121V120H119ZM161 121V120H160ZM165 121V120H163ZM33 122V123H34ZM108 122H111V120H109ZM117 123V121H115L114 125ZM134 123V122H133ZM161 123V122H160ZM62 124V123H61ZM112 124V123H111ZM110 123L109 124H105L106 126H110L111 125ZM118 124V123H117ZM121 124V123H119ZM35 125V124H34ZM48 125V126H47ZM70 125V124H69ZM77 125V124H76ZM146 125V124H145ZM105 126V127H106ZM113 126V125H112ZM111 126V127H112ZM119 126V125H117ZM136 126V125H135ZM198 126V127H197ZM70 127V126H69ZM111 127L110 128V132L108 133L109 135H113L114 136V133H113V130L111 132ZM121 127V126H120ZM138 127V126H137ZM145 127V126H144ZM154 127V131L153 133H156V134H159L158 136H160V133L161 130L159 126H153ZM39 128V129H40ZM104 127L102 126L101 129H103ZM107 128V127H106ZM151 128V127H150ZM174 128V127H173ZM36 129V127H35ZM60 129V130H59ZM66 129V130H65ZM80 129V128H79ZM79 129H78V132H79ZM83 128H81L82 130ZM108 129V128H107ZM114 129V128H113ZM199 130V135L200 137L202 138H207V137H215V135L218 133V136H220L221 134V137H217V140L214 141V143L212 145H206V146H198V143L195 142V140L193 139H190V135L191 133L195 132V130ZM264 129V128H263ZM48 130V131H47ZM106 131V129H104ZM145 130V128H144ZM153 130V128H152ZM36 131V130H35ZM71 131V130H70ZM109 131V129L107 130ZM106 131V132H107ZM115 131V130H114ZM172 131V130H171ZM38 132V131H37ZM69 132V133H67ZM74 132V131H73ZM89 132V131H88ZM130 132V131H129ZM128 132V133H129ZM141 132V131H140ZM45 133V132H44ZM113 133V134H112ZM116 133V132H115ZM220 133V135H219ZM107 134V135H108ZM124 134V133H123ZM144 134H145V131H144ZM45 134H43L42 136H44ZM71 135V134H70ZM88 136V135H87ZM119 136V135H118ZM157 136V135H156ZM217 136V135H216ZM67 137V140H65ZM104 137V136H102ZM116 137V135H115ZM114 137V138H115ZM144 137V136H143ZM169 137V136H168ZM83 138V137H82ZM114 138H110V139H114ZM160 138V137H159ZM219 138V139H218ZM109 139V140H110ZM124 139V138H123ZM213 139V138H212ZM68 140H71L70 141V144L68 143L69 141ZM103 140V139H102ZM117 140V139H116ZM115 140V141H116ZM119 140V139H118ZM167 140V141H168ZM171 140V141H170ZM65 141H68L67 143ZM86 141V140H85ZM114 141V143H115ZM135 146L132 147L133 143ZM151 141V142H150ZM95 142V141H94ZM164 142V141H163ZM119 143V142H117ZM117 143H115V147L118 145ZM131 144V146H129V144ZM205 143V142H204ZM211 143V142H210ZM93 146V145H92ZM113 146V144H112ZM119 146V145H118ZM118 147V148H121ZM156 146V145H155ZM78 147V146H77ZM90 147V146H89ZM95 147V146H94ZM104 147V146H103ZM114 147V146H113ZM238 147H240V149H237ZM112 148V147H111ZM122 148V149H123ZM131 148V149H130ZM157 148V147H156ZM191 148V150L189 151L188 149ZM113 149V148H112ZM161 149V148H160ZM163 149V148H162ZM171 149H174L176 152L172 151ZM212 149L216 150L214 152V154L211 152ZM102 150H104L102 148ZM79 151V150H78ZM120 151V150H119ZM162 151V150H161ZM80 152V151H79ZM156 152V153H155ZM223 152L225 153V155H223ZM37 154V153H36ZM35 154V155H36ZM37 154V155H38ZM76 154V153H75ZM104 154V153H103ZM102 154V155H103ZM69 155V154H68ZM108 155V154H107ZM130 156V157H129ZM139 157V158H138ZM196 157L197 159L194 160ZM240 158V160H238ZM99 159V158H98ZM113 159V158H112ZM111 159V160H112ZM125 159H121V160H125ZM243 159V160H241ZM135 160V159H134ZM67 161V160H66ZM75 161V160H74ZM73 161V162H74ZM78 161V160H77ZM84 161V160H83ZM136 164V165H134ZM173 161L175 162L173 163ZM79 162V161H78ZM114 162V161H113ZM112 162V163H113ZM173 163L172 165H176L175 167L171 166L170 167V163ZM264 162V161H263ZM48 163V162H47ZM72 163V162H71ZM103 163V162H102ZM128 163V162H127ZM166 164V165H162V164ZM104 164V163H103ZM51 165V166H52ZM73 165V164H72ZM126 165H129V164H126ZM80 166V165H79ZM84 166V165H83ZM130 166V165H129ZM38 167V166H37ZM64 167V166H63ZM67 167V166H66ZM65 167V168H66ZM81 167V166H80ZM50 168V167H49ZM53 168V167H52ZM128 168V166H127ZM132 168V169H133ZM62 169V168H61ZM69 169V168H68ZM77 169V168H75ZM203 169V170H201ZM236 171L235 173L237 174H233L234 172H232L233 170ZM71 170H72V167H71ZM70 170V171H71ZM84 170V169H83ZM232 170V171H231ZM261 170V169H260ZM54 171V170H53ZM63 171V170H62ZM135 171V170H134ZM48 172V171H47ZM85 172V171H84ZM259 172V171H258ZM262 172V171H261ZM51 173V171H50ZM264 173V172H263ZM37 174V173H36ZM79 174V173H78ZM81 174H83L81 172ZM261 174V173H260ZM38 175V174H37ZM73 175V174H71ZM87 175V174H86ZM160 175V176H159ZM218 175V178L216 179ZM242 175V174H241ZM249 175V174H248ZM259 175V173L257 174ZM255 175V176H257ZM52 176V175H51ZM65 176V175H64ZM111 176V177H112ZM47 177V176H46ZM134 177H136V180ZM260 177V176H259ZM48 178V177H47ZM67 178V176H66ZM97 178V177H96ZM104 178V177H103ZM132 178H134L135 180L133 181ZM258 178V176H257ZM255 178V179H257ZM262 178V177H261ZM93 179V178H92ZM91 179V180H92ZM95 179V178H94ZM93 179V180H94ZM106 179V178H105ZM104 179V180H105ZM252 179V177H251ZM23 180V179H22ZM39 180V179H38ZM69 180V179H68ZM98 180V178L96 179V181ZM102 180V179H101ZM101 180H99V182H102ZM103 180V181H104ZM110 181V179H108ZM87 181V180H86ZM85 181V182H86ZM95 181V182H96ZM40 182V181H39ZM90 183V182H89ZM92 183V182H91ZM136 183H142L144 184V187L145 188H150L151 191H147L145 189H142L138 192L137 195L134 194V190L132 189L133 185H135ZM233 183V184H232ZM84 184V183H83ZM97 184V183H96ZM242 184V183H241ZM246 184V183H245ZM102 184H100L98 186V188L101 186ZM252 185V184H251ZM87 186H88V183H87ZM91 186V185H90ZM86 188V186H84ZM93 187V186H92ZM103 186H101V189L103 190L102 188ZM251 186H249L250 188ZM48 188V187H47ZM89 188V186H88ZM257 188V187H256ZM96 189V188H95ZM100 189V188H99ZM100 189V191H102ZM230 189H233V191L231 192ZM97 190V189H96ZM255 190V189H254ZM258 190V189H257ZM100 191H98L97 193L99 194L98 196L100 197L101 193ZM248 191H250L248 189ZM87 192V191H86ZM90 192V191H89ZM247 192V191H246ZM262 192V191H261ZM91 194V193H90ZM257 194V193H256ZM255 194V195H256ZM233 196V198H232ZM250 196V195H249ZM260 196V195H259ZM264 196V195H263ZM241 200H238L240 199ZM245 197H243L244 199ZM253 199V197H252ZM250 199V200H252ZM242 201V202H241ZM109 203V205L105 204V203ZM251 204H250V203ZM260 204V203H259ZM261 205V204H260ZM252 206V207H253ZM258 206V205H257ZM104 208V207H103ZM118 209V210H117ZM252 209H257L255 208H252ZM106 210V209H105ZM111 211V210H109ZM242 212V211H241ZM199 213V214H197ZM107 214V213H106ZM120 216V217H121ZM237 216V215H236ZM235 217V216H234ZM234 217H231L232 219ZM242 217V216H241ZM241 217H238V218H241ZM259 217V216H258ZM207 218V217H206ZM212 218V216L210 217ZM109 219V218H108ZM111 219V218H110ZM209 219V218H208ZM236 219V217H235ZM258 219V218H257ZM256 220V219H255ZM261 220V219H260ZM263 220V219H262ZM89 222V221H88ZM198 223V224H199ZM213 223V222H212ZM125 223H123L124 225ZM137 224V225H138ZM194 224V223H193ZM120 225L121 222H120ZM136 225V226H137ZM138 225V226H139ZM135 226V225H133ZM135 226V227H136ZM263 226V225H262ZM86 227V226H85ZM123 226H119L118 228H116L115 230V233L119 232L118 229L122 228ZM130 225L128 226V229H130L129 232H131V227ZM139 228V227H138ZM137 228V229H138ZM208 228V227H207ZM210 228V227H209ZM123 229V228H122ZM121 229V230H122ZM125 229V230H124ZM124 232H126L127 228H124ZM261 229V228H260ZM120 230V231H121ZM122 230V231H123ZM262 230V229H261ZM140 231V230H139ZM198 231V230H197ZM122 232V233H124ZM129 232L127 231V234L130 236V235H134V234H129ZM260 232V231H259ZM122 233H118V236L121 235ZM126 234V233H125ZM208 234V232H207ZM115 235V234H114ZM137 235V234H136ZM224 235V237H225ZM125 236V235H124ZM131 236V238H133ZM204 236V235H203ZM221 236V235H220ZM117 237V235H116ZM122 238H124L122 235H121ZM127 239V237H125ZM129 237V239H131ZM135 238V237H134ZM202 238V237H201ZM211 238V237H210ZM228 238V237H226ZM121 239V238H120ZM120 239L118 238L119 242L121 243ZM129 239L128 240H125L123 241L122 239V244L124 242H129ZM233 239V238H232ZM140 240V239H138ZM137 240V241H138ZM227 240V239H226ZM225 240V241H226ZM235 240V239H234ZM211 241V242H210ZM223 241V240H222ZM229 241V240H228ZM261 241V240H260ZM126 242V243H127ZM231 242V241H230ZM259 242V241H258ZM255 243L256 244H258ZM264 242V241H263ZM221 243V242H220ZM253 243V244H254ZM224 244V243H223ZM241 244V243H240ZM243 244V242H242ZM252 244V243H251ZM252 244V245H253ZM235 245V244H234ZM233 245V246H234ZM254 247L257 248L258 246L256 245ZM225 246V245H224ZM230 246V244H229ZM260 246V245H259ZM222 247V248H220ZM240 247V246H238ZM252 247V246H251ZM264 247V246H263ZM262 247V248H263ZM237 248V247H236ZM261 247L257 248V249H260V251L262 250ZM229 249V248H227ZM233 250V248H232ZM239 250V249H238ZM125 251V250H124ZM255 251V250H254ZM259 251V252H260ZM139 252V254H138ZM231 252V250H230ZM256 253V252H255ZM211 254V252H210ZM232 254H234V252L232 251ZM231 254V255H232ZM139 255V256H138ZM235 256V255H234ZM256 257V256H255ZM246 258V257H245ZM258 258V259H257ZM255 259H257L256 261L261 263V264H264V249H263V252ZM190 260V262L187 261ZM242 259V258H241ZM140 260V261H138ZM162 260H165L166 262L164 263V261ZM192 261V262H191ZM247 262V261H246ZM256 262V264H258ZM138 264H144L143 262L141 263H138ZM244 264V262H243ZM248 264V263H247ZM252 264V263H251Z\"/></svg>",
  "mask_w": 264,
  "mask_h": 264
},
{
  "label": "crops",
  "instance_id": "0c3cea01",
  "mask_svg": "<svg viewBox=\"0 0 264 264\" xmlns=\"http://www.w3.org/2000/svg\"><path fill=\"white\" fill-rule=\"evenodd\" d=\"M37 205V204H36ZM33 206L28 205L23 206L21 210L14 215V218L20 216V213L23 210L34 211L36 209H44V206H37L35 209ZM51 211L53 217V224L57 226L56 229H61L63 232L62 235L58 236L56 242L59 245L58 250L53 254L52 261L56 264H79V259L81 255V238L80 232L76 224L71 220V218L57 208H54ZM54 245V242H52ZM63 248L62 253H60V248Z\"/></svg>",
  "mask_w": 264,
  "mask_h": 264
}]
</instances>
